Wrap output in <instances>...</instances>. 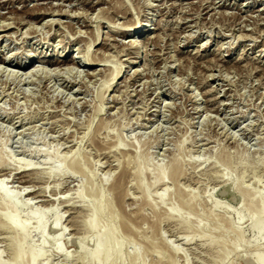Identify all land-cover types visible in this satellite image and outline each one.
<instances>
[{
	"label": "rangeland",
	"instance_id": "obj_1",
	"mask_svg": "<svg viewBox=\"0 0 264 264\" xmlns=\"http://www.w3.org/2000/svg\"><path fill=\"white\" fill-rule=\"evenodd\" d=\"M0 6V26L22 16L27 22L0 31V58L27 63L64 52L84 63L91 42L90 53L103 60L59 75L38 63L49 79L33 80L0 63V162L9 160L7 167L0 163V182L19 202L18 220L29 223L25 249L43 251L37 264H89L80 246L92 247L83 222L95 190L115 214V222L107 214L101 224L116 225L127 238L124 264H132L137 252L145 264H169L171 258L177 264H254V254L264 255V225L254 232L257 216L247 213V204L264 195V0H0ZM44 7L57 14L45 20L28 15ZM131 23L140 24L137 31L131 32ZM112 69L121 73L107 91ZM68 156L81 171L65 162ZM25 164L35 171L27 172ZM59 164L66 171L57 175ZM139 165L153 201L142 197L134 177ZM169 166L180 169V179ZM160 168H167V178L155 184ZM119 181L121 189L112 190ZM242 190L258 192L253 200ZM176 191L193 197L197 213L182 208L179 217L170 214L179 205ZM4 207L0 202V216ZM38 218L49 227L61 219L64 233L50 231L42 246ZM1 227L0 257L8 264L14 235ZM239 232L245 244L235 249Z\"/></svg>",
	"mask_w": 264,
	"mask_h": 264
},
{
	"label": "bare ground",
	"instance_id": "obj_2",
	"mask_svg": "<svg viewBox=\"0 0 264 264\" xmlns=\"http://www.w3.org/2000/svg\"><path fill=\"white\" fill-rule=\"evenodd\" d=\"M64 1V0H63ZM85 2V1H84ZM94 3H95V1H94ZM205 3V2H204ZM96 4H100V1L98 2V3H96ZM44 5V4H43ZM65 5V4H64ZM1 7V6H0ZM67 7V6H66ZM92 7H94V5L92 6ZM96 7V6H95ZM214 7V6H213ZM57 8V7H56ZM61 8V7H60ZM68 8V7H67ZM38 11V12H37ZM37 11H34L33 13H30V12H28V15L31 17V16H33V17H35L37 20H45L46 19V17L47 16H52V15H55V14H57L56 12V9H52V8H50V7H48V8H43V9H38ZM23 12V11H22ZM30 13V14H29ZM60 14L62 13V12H59ZM58 13V14H59ZM126 13V12H125ZM63 14H64V12H63ZM127 14V13H126ZM20 15V14H19ZM24 15V14H23ZM66 15V14H65ZM97 16V15H96ZM6 17V16H5ZM4 17V18H5ZM11 17V16H10ZM23 17V16H22ZM22 17L19 19V18H17L15 21H14V18H13V21H12V23L10 22V23H8V24H5V23H3L0 27V31H9V30H12V29H14V27L12 26L13 24H16V25H18L20 28H21V26H24V25H27V22L25 23V20L24 19H22ZM99 17V16H98ZM101 17V16H100ZM24 18V17H23ZM1 19V18H0ZM11 18H9V17H7L6 18V21L7 20H10ZM27 19V18H26ZM12 20V19H11ZM92 20V19H91ZM112 20V19H111ZM50 21H52L51 23H55V21H53V20H50ZM49 21V22H50ZM38 22V21H37ZM112 22V21H111ZM59 23V22H58ZM116 23V22H115ZM1 24V23H0ZM132 24V23H131ZM32 25V24H31ZM52 26V25H51ZM139 26H140V24H138V23H134V24H132V29H131V32L132 31H137L138 30V28H139ZM141 26H142V24H141ZM17 27V26H16ZM60 27V26H59ZM144 27V26H143ZM146 27V26H145ZM20 28H17V29H20ZM122 30H124V29H122ZM31 31V30H30ZM246 31V30H245ZM29 32V31H28ZM130 32V31H129ZM147 32V31H146ZM52 33V32H51ZM16 34V33H15ZM19 34V33H18ZM25 34V33H24ZM123 34L124 35H127L125 32H123ZM8 35V34H7ZM10 35V34H9ZM8 35V36H9ZM147 35V34H146ZM146 35H144V37L146 36ZM56 36V35H55ZM241 36V35H240ZM5 37H7L6 35H4L3 36V38H5ZM13 37V36H12ZM54 37V36H53ZM246 37V36H245ZM94 38H95V40L93 41V44H95V43H97L98 41H99V39H100V34H98L97 36H94ZM15 39V38H14ZM108 39V38H107ZM239 39V38H238ZM109 40H111L110 38H109ZM148 42L149 41H151V37H148ZM146 40V41H147ZM87 41H91V40H89V38H88V40ZM69 42V41H68ZM82 42V41H81ZM135 41H133V45H132V43H131V49L133 48V50H136V52L134 53L135 54V56H137L138 55V52H137V46H135ZM90 47H88V52H87V54H86V61L83 63L82 62V60H80L79 58H71V59H67L66 57V54L63 52V53H61L60 55H57V58H55V60L53 59H46V57H43L42 59H39L38 61L37 60H35L34 62L33 61H29V62H27V63H19V62H17V63H15L14 61H12L11 59L9 60L7 57V59L6 58H0V63H3V64H7V65H11L12 67H18V68H20L21 70H24V71H27L26 73L28 74V78L30 77V79H34L35 77H39V78H45V79H49V74L47 73V72H45V69L43 70V68L41 69L39 66H37V64L38 63H41V64H44V65H49V66H51V67H54V68H56V69H53L55 72H56V74L58 73V75L59 74H61V72L63 71V72H68V73H72L73 72V70H74V66H83V67H93V66H98L97 64H99L101 61L103 62V60L102 59H100V57H98L97 56V54H91L90 53V49H91V47H92V43L90 42ZM129 44V43H128ZM89 45V44H88ZM204 45V44H203ZM221 45V44H220ZM123 47V46H122ZM57 50V49H56ZM81 49H79V51H80ZM98 50V49H97ZM96 50V51H97ZM66 51V50H65ZM82 51V50H81ZM80 51V52H81ZM67 52V51H66ZM84 52V51H83ZM82 53V52H81ZM80 53V54H81ZM133 53V52H132ZM102 54V53H101ZM131 54V53H130ZM10 56V55H9ZM45 56H47V53H46V55ZM18 57V56H17ZM102 57V56H101ZM83 58V57H82ZM103 58H105V57H103ZM137 58V57H136ZM106 59V61H107V58H105ZM105 59H104V61H105ZM29 60V59H28ZM88 61V62H87ZM105 61V62H106ZM87 62V63H86ZM108 62V61H107ZM120 63V62H119ZM133 63H135L134 61H133ZM108 67V66H107ZM110 67V66H109ZM108 67V68H109ZM47 70V69H46ZM111 70V69H110ZM113 70V69H112ZM1 71V70H0ZM95 71H97V70H95ZM94 71V72H95ZM103 71V70H102ZM101 71V72H102ZM111 72V71H110ZM29 73H31L30 75H29ZM50 73V72H49ZM95 73H97V72H95ZM95 73H91V75H93V77L94 76H97L98 74H96L95 75ZM121 73V69H115V70H113V72H111L110 73V76H108L109 77V79H107L108 80V83H109V87L107 88V91H108V89H110L111 88V86H112V82H114V80L119 76V74ZM136 73H137V75H140V73H139V71L138 70H136L135 71V75H136ZM22 74V73H21ZM99 74H101L102 75V73H99ZM106 74V73H105ZM143 74V73H142ZM16 75V74H15ZM90 75V76H91ZM106 75H108V74H106ZM97 77H99V76H97ZM107 77V78H108ZM111 78V79H110ZM98 79V78H97ZM21 80V79H20ZM72 80V79H71ZM84 80V79H83ZM9 81V80H8ZM23 81V80H22ZM49 81V80H48ZM106 81V80H105ZM31 83V82H30ZM39 83V82H38ZM105 83V82H104ZM107 82L105 83V84H108ZM104 84V85H105ZM103 85V86H104ZM102 88H104V87H102ZM105 96V95H104ZM102 98V97H101ZM105 102V101H104ZM102 103V102H101ZM103 104V103H102ZM100 112V111H99ZM124 113V112H123ZM146 128V127H145ZM210 144V143H209ZM71 154H73L74 155V153H71ZM70 156V155H69ZM68 156V157H69ZM138 156V155H137ZM68 157H66V159H65V162H67V161H70V164H71V168H73L72 170H75V171H78V170H80L81 171V168H80V166H81V164H79L78 165V160H76L77 162H73V160L75 161V159L74 158H70V159H68ZM220 157V156H219ZM65 158V157H64ZM144 158V157H143ZM220 158H223V157H220ZM142 159V158H141ZM146 159V158H145ZM148 159V158H147ZM219 160V159H218ZM223 160V159H222ZM225 160V159H224ZM5 162L4 163H2V162H0V163H2L1 165L2 166H8L9 165V160H4ZM142 161H145V160H142ZM220 161V160H219ZM218 161V162H219ZM225 161H227V159L225 160ZM80 162V161H79ZM221 162V161H220ZM222 163H223V161H222ZM146 164V163H145ZM175 165V164H174ZM173 165V166H174ZM226 165H228V162H227V164ZM1 166V167H2ZM129 166V165H128ZM170 167V166H169ZM83 168V167H82ZM176 168V166L174 167V169H173V167L171 166L170 167V169L171 170H168L170 173L169 174H171V176H173V178L174 179H176L177 177L179 178L180 177V175H178L179 173H178V171L180 172V169L179 170H176L175 169ZM4 169V168H3ZM9 169V168H8ZM20 169V168H19ZM22 169V168H21ZM24 169L27 171V172H34L35 171V169H33L32 168V166H31V164H25L24 165ZM54 170H53V172H55V173H57V175H60L61 173L63 174V172H65L66 170H65V167L62 165V164H59V165H57V166H55V168H53ZM167 169V168H166ZM166 169H159L158 170V172H157V177H156V181H155V184L156 183H159V182H164L165 183V178H167V174H168V172L166 171ZM137 171H135L136 172V176L134 175V173H133V175H134V177L136 178V179H138V184H140V188L142 189V191H143V195L144 196H142V197H144L145 199H148V198H153V197H148V188H147V186H145V185H143V184H145L144 182H142V171H144L143 169H142V166L141 165H139L138 166V168L136 169ZM25 171V172H26ZM182 172V171H181ZM75 173V172H74ZM77 173V172H76ZM126 173V172H125ZM2 174V173H1ZM109 174V173H108ZM107 174V175H108ZM4 175V174H3ZM5 176V175H4ZM125 176V174H123L122 176H121V178H120V180H122L123 181V177ZM169 177V176H168ZM177 178V179H178ZM180 179V178H179ZM228 179V178H227ZM118 180V179H117ZM161 182V183H162ZM4 179H3V182H0V202H1V204L3 203L4 204V208H5V214H2L1 216H0V219H1V221H2V223H1V226L3 227H5V228H7V230L8 231H11V233H13V235H14V237L12 238V240H10V247H11V249H12V251H13V259H12V262L11 263H8V264H37L38 263V261L40 260V258L43 256L42 254V250L41 249H37V248H35V247H29V250H26L25 249V246H26V244L29 242V234H30V230H29V223H27V222H20L19 220H18V207H19V202H18V200L16 199V196H12L8 191H7V189L4 187ZM227 183H228V180H227ZM177 185V184H176ZM122 186V184H121V181H119V183L118 184H115L114 183V187H112V190H116V189H119L120 187ZM179 188V187H178ZM121 189V188H120ZM179 190H181V189H178V191ZM45 191V190H44ZM94 191V190H93ZM92 191V192H93ZM242 191H244V190H242ZM248 191V190H247ZM257 190H255V191H253V192H256ZM79 193H78V198L81 200V201H83V199H84V196H83V192L82 191H78ZM91 192V193H92ZM182 192H183V190H182ZM253 192H251V194L249 193V192H246L245 193V191H244V193L245 194H243V196L245 195V197H246V199H248L249 197V199H252L253 198ZM258 192V191H257ZM29 193V192H28ZM117 193V192H116ZM176 193H177V191H176ZM175 193V194H176ZM179 193V192H178ZM177 193V194H178ZM24 194V193H23ZM190 194V193H189ZM93 197H94V199H93V201H92V203L90 204V206H89V211H90V215H89V218L85 221V222H83L84 224H83V226L85 227L84 229L86 230L85 231V233H86V235H90V237H91V239H92V247H91V249L90 250H87L86 248H85V246L84 245H81L80 246V250L81 251H83V252H85V255H84V257H85V259L84 260H87V262H89V264H124L125 263V256H124V254H123V252H124V248H125V246H126V240H127V238H126V240H125V238H122L120 235H119V233H118V229L116 228V225L114 226H112V224H111V227H108L106 224H105V226H103L102 224H101V219L102 218H104V216L105 215H110L111 217H112V219H114L113 221L115 222L116 220H115V214H114V212L112 213V207H111V203H105L104 202V195H103V193H102V191H100V190H98V191H94L93 192ZM191 195V194H190ZM256 195V194H255ZM184 196V195H183ZM182 196V193L180 192L179 193V195H178V197H179V205H177V206H175V205H172L171 206V215H173V216H175L176 217V215L178 216L179 214H178V212L179 213H181L180 212V209H184V210H186V209H188L189 211H191L192 213H193V211H195V209L197 208V205L195 206V204H192L194 201L192 200V198L193 197H191V199H188V198H190L189 196H188V198L187 197H183ZM187 196V195H186ZM245 197H243V198H245ZM252 197V198H251ZM255 198H256V196H254ZM159 198H160V200L161 201H164L165 200V194L163 193V194H161L160 193V195H159ZM177 198V197H176ZM154 199V198H153ZM108 200H110V199H108ZM142 200V199H141ZM148 200H150V199H148ZM148 200H147V202H148ZM152 200V199H151ZM150 200V201H151ZM171 200H172V197H171ZM195 200V199H194ZM253 200H254V198H253ZM143 201H144V199H143ZM146 201V200H145ZM153 201V200H152ZM166 201V200H165ZM177 201V200H176ZM197 201V200H196ZM199 201V200H198ZM255 201V200H254ZM251 202V203H249V205L247 204V206H248V212L247 213H250V215L251 214H253V216L254 215H256L255 217L256 218H254L253 220H252V224H251V228H252V230L254 231V232H258V231H260L261 229H262V227H263V225H264V195H263V197L260 199V201H256V202ZM146 202V203H147ZM149 203V202H148ZM147 203V204H148ZM151 203V202H150ZM161 203V202H160ZM159 203V204H160ZM175 203H177V202H175ZM197 203V202H196ZM201 203V202H200ZM125 204V203H124ZM145 204V203H144ZM152 204V203H151ZM158 204V205H159ZM113 205V204H112ZM153 205V204H152ZM156 205H157V203H156ZM157 205V206H158ZM163 205V204H162ZM161 204H160V206H162ZM159 206V207H160ZM218 206V205H217ZM246 206V207H247ZM143 207H144V205H143ZM150 207V206H149ZM159 207L157 208V210L159 209ZM139 208V207H138ZM141 208V207H140ZM150 208H152V206L150 207ZM122 209V208H121ZM153 209V208H152ZM247 209H246V211H247ZM140 210V209H139ZM198 210V209H197ZM156 211V210H155ZM187 211V210H186ZM37 210L35 209V211L33 212V217H35V215H37ZM119 212V211H118ZM142 212V211H141ZM140 212V214H142ZM157 212V211H156ZM160 212H161V209H160ZM164 212V211H163ZM188 212V211H187ZM196 213H197V211H195ZM195 212H194V214H195ZM116 213V212H115ZM138 213V212H137ZM183 213V212H182ZM199 213V212H198ZM117 214V213H116ZM131 214V213H130ZM168 214V213H167ZM170 214H168V215H170ZM191 214V213H190ZM193 214V215H194ZM200 214V213H199ZM121 215H122V213H121ZM121 215H120V217H121ZM139 215V214H138ZM143 215V214H142ZM141 215V216H142ZM162 215V214H161ZM167 215V216H168ZM192 215V214H191ZM117 216L119 217V214H117ZM116 216V217H117ZM125 216V215H124ZM129 216V215H128ZM157 216V215H156ZM160 215H158L157 217H159ZM187 216H189V215H187ZM108 217V216H107ZM123 217V216H122ZM179 217V216H178ZM190 217V216H189ZM216 217V216H215ZM226 217V216H225ZM138 218V217H137ZM146 218V217H145ZM145 218H143V219H145ZM183 217H181V219H182ZM224 218V217H223ZM120 219V218H119ZM118 218H117V220H119ZM211 219V218H210ZM213 219V218H212ZM220 219V218H219ZM60 220L61 219H56V221H55V223H53V225L51 226V227H49L48 225H47V223L45 222V220L43 219V218H38V220H37V222H36V230H37V232L39 231L40 232V234L42 235V237H43V239H42V246H44L45 245V243L47 242V239H48V234L50 233V231H53V232H59V233H64V230H62V228H61V226H60ZM129 220V219H128ZM132 220H133V218H132ZM135 220V219H134ZM138 220V219H137ZM157 220H158V218H157ZM214 220V219H213ZM228 220V219H227ZM122 221V220H121ZM124 221V220H123ZM145 221V220H144ZM159 221V220H158ZM182 221H184V223L186 222V225H188L189 224V219L186 217V218H183L182 219ZM138 222V221H137ZM143 222V221H142ZM147 222V221H146ZM217 222V221H216ZM223 222V221H222ZM230 222V221H229ZM229 222H227V223H229ZM122 223V222H121ZM135 223V222H134ZM140 223V222H139ZM143 223H145V222H143ZM183 223V222H182ZM183 223V224H184ZM197 223V222H196ZM123 224V223H122ZM141 224V223H140ZM153 224V223H152ZM158 223H156V225H157ZM230 224V223H229ZM228 224V225H229ZM130 225V224H129ZM128 225V226H129ZM132 225H133V223H132ZM136 225V224H135ZM219 225V224H218ZM226 225V224H225ZM227 225V226H228ZM0 226V227H1ZM124 226V225H123ZM126 226V225H125ZM128 226H126V228L127 229H125L127 232H132L133 230H135L133 227H132V229L133 230H131V228H130V226L128 227ZM158 226V225H157ZM232 226V225H231ZM1 227V228H2ZM3 227V228H4ZM188 227V226H187ZM228 228V227H227ZM226 228V229H227ZM233 227H231L229 230H231ZM152 229V228H151ZM215 229V228H214ZM227 229V230H228ZM140 230V229H139ZM216 230V229H215ZM241 231V230H240ZM134 232L136 233V231H133V233H131V235L133 236H135V234H134ZM145 232V231H144ZM243 232V231H242ZM238 233V237L239 238H237V241H235V246H234V248L236 249H238L239 248V246L240 245H242V246H244V240H243V233ZM137 233H140L139 231L137 232ZM143 233V232H142ZM141 234V233H140ZM144 234V233H143ZM155 235H157V233L155 234ZM140 236V235H139ZM144 236V235H143ZM160 236V235H159ZM162 236V235H161ZM160 236V237H161ZM153 237V236H152ZM141 238V237H140ZM154 238V237H153ZM11 239V238H10ZM91 239H89L90 241H91ZM146 239V238H145ZM128 240H131L132 241V239L131 238H129ZM155 240V239H154ZM164 240V239H163ZM162 240V241H163ZM160 241H161V238H160ZM161 241V242H162ZM258 241V240H257ZM133 242V241H132ZM151 242V241H150ZM164 242V241H163ZM166 242V241H165ZM136 243H138V242H136ZM147 243H148V241H147ZM154 244H156L155 242H153ZM247 243H249V242H247ZM129 244V243H128ZM128 244H127V246H128ZM153 244V245H154ZM158 244V243H157ZM225 244V243H224ZM149 245L151 246V243H149ZM168 245V244H167ZM258 245V244H257ZM231 246V245H230ZM152 247V246H151ZM224 247V246H223ZM226 247V246H225ZM155 248H156V246H155ZM154 248V249H155ZM233 248V247H232ZM57 250H58V252H60L61 254L63 253V248H62V246L61 245H57V248H56ZM150 249H153V248H149V250ZM159 249V248H158ZM226 249V248H225ZM235 249H233V250H235ZM146 250H148V248H146L145 249V251ZM222 250V249H221ZM220 250V251H221ZM224 250V249H223ZM222 250V251H223ZM144 251V252H145ZM151 251V250H150ZM154 251V250H153ZM155 251H157L156 249H155ZM170 251H171V253H170ZM170 251H169V253L171 254V256H172V254H174V253H176V250L175 249H171L170 248ZM126 252V251H125ZM147 252V251H146ZM159 252V251H158ZM161 252V251H160ZM159 252V253H160ZM223 252H226L227 253V250L225 251H223ZM138 253V252H137ZM132 254V256L131 257H133L134 259H132V260H134L133 262H132V264H145L144 262V259H142L143 261H139L138 262V260H139V255L138 254ZM141 253V252H140ZM143 253V252H142ZM226 253H224V254H226ZM229 253V252H228ZM128 254V253H127ZM164 254V253H163ZM162 254V255H163ZM222 254V253H221ZM127 256H129V255H127ZM129 256V257H130ZM165 256H166V254H165ZM228 256V255H227ZM141 257V256H140ZM169 257V256H168ZM222 257L223 258H225L224 257V255H222ZM253 257H254V264H264V255H261V254H259V253H256V254H254L253 255ZM64 258L66 259V261L67 260H69L70 259V256L69 255H64ZM127 259H128V262L131 260V259H129L128 257H126ZM144 258V257H143ZM141 259V258H140ZM172 260H168L169 261V264H177L175 261H173V258H171ZM251 259H252V257H251ZM175 260V259H174ZM163 264H164V261L162 262ZM167 263V262H166ZM0 264H7V263H5V262H3L2 261V259H1V257H0Z\"/></svg>",
	"mask_w": 264,
	"mask_h": 264
}]
</instances>
